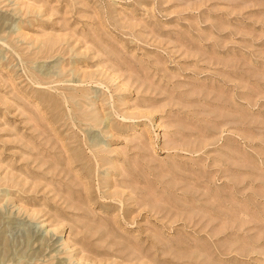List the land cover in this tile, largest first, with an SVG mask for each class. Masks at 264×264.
Segmentation results:
<instances>
[{"label": "rangeland", "instance_id": "374dc122", "mask_svg": "<svg viewBox=\"0 0 264 264\" xmlns=\"http://www.w3.org/2000/svg\"><path fill=\"white\" fill-rule=\"evenodd\" d=\"M0 264H264V0H0Z\"/></svg>", "mask_w": 264, "mask_h": 264}]
</instances>
